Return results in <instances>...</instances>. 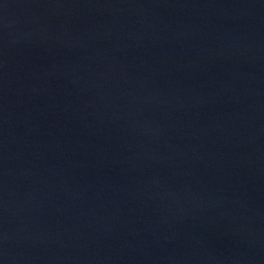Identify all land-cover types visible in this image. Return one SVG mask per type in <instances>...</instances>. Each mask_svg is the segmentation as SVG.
Instances as JSON below:
<instances>
[{"label": "water", "instance_id": "95a60500", "mask_svg": "<svg viewBox=\"0 0 264 264\" xmlns=\"http://www.w3.org/2000/svg\"><path fill=\"white\" fill-rule=\"evenodd\" d=\"M0 264H264V0H0Z\"/></svg>", "mask_w": 264, "mask_h": 264}]
</instances>
